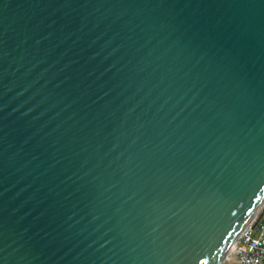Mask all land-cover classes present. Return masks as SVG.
Instances as JSON below:
<instances>
[{"label":"water","instance_id":"water-1","mask_svg":"<svg viewBox=\"0 0 264 264\" xmlns=\"http://www.w3.org/2000/svg\"><path fill=\"white\" fill-rule=\"evenodd\" d=\"M264 210V0H0V264H220Z\"/></svg>","mask_w":264,"mask_h":264},{"label":"built area","instance_id":"built-area-1","mask_svg":"<svg viewBox=\"0 0 264 264\" xmlns=\"http://www.w3.org/2000/svg\"><path fill=\"white\" fill-rule=\"evenodd\" d=\"M232 256L237 264L264 263V210L236 240Z\"/></svg>","mask_w":264,"mask_h":264},{"label":"rangeland","instance_id":"rangeland-1","mask_svg":"<svg viewBox=\"0 0 264 264\" xmlns=\"http://www.w3.org/2000/svg\"><path fill=\"white\" fill-rule=\"evenodd\" d=\"M262 213V212H261ZM261 213L259 215H261ZM230 256H232V252H227L222 260L220 261V264H228V261L230 260Z\"/></svg>","mask_w":264,"mask_h":264},{"label":"crops","instance_id":"crops-1","mask_svg":"<svg viewBox=\"0 0 264 264\" xmlns=\"http://www.w3.org/2000/svg\"><path fill=\"white\" fill-rule=\"evenodd\" d=\"M228 264H237V261L233 256H230V260L228 261Z\"/></svg>","mask_w":264,"mask_h":264},{"label":"bare ground","instance_id":"bare-ground-1","mask_svg":"<svg viewBox=\"0 0 264 264\" xmlns=\"http://www.w3.org/2000/svg\"><path fill=\"white\" fill-rule=\"evenodd\" d=\"M236 241L228 248L227 252H232L234 250Z\"/></svg>","mask_w":264,"mask_h":264}]
</instances>
